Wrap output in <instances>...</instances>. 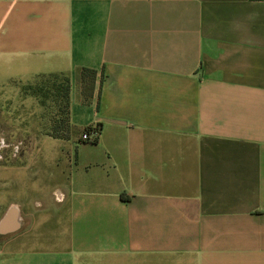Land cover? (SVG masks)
Instances as JSON below:
<instances>
[{"label":"crops","instance_id":"1","mask_svg":"<svg viewBox=\"0 0 264 264\" xmlns=\"http://www.w3.org/2000/svg\"><path fill=\"white\" fill-rule=\"evenodd\" d=\"M50 76L98 141L13 181L0 264H264V0H0V113Z\"/></svg>","mask_w":264,"mask_h":264},{"label":"rangeland","instance_id":"2","mask_svg":"<svg viewBox=\"0 0 264 264\" xmlns=\"http://www.w3.org/2000/svg\"><path fill=\"white\" fill-rule=\"evenodd\" d=\"M64 80L63 77H41L35 84L25 87L21 91L23 97L27 92L29 98L34 99L33 105L30 101L28 106L24 102L18 106L16 89L10 91L7 102H3L0 113V223L13 207V181L31 176V167L34 172L40 166L55 171L61 169L64 146L70 144L72 136L73 144L78 143L81 135L87 132L71 133L70 112L59 91ZM31 112L34 115L29 116ZM11 242L13 232L1 235L3 252Z\"/></svg>","mask_w":264,"mask_h":264},{"label":"trees","instance_id":"3","mask_svg":"<svg viewBox=\"0 0 264 264\" xmlns=\"http://www.w3.org/2000/svg\"><path fill=\"white\" fill-rule=\"evenodd\" d=\"M96 72L89 69H83L82 70V94L86 100H88L93 92L94 89V79H95ZM88 76L91 77L90 81L88 80ZM57 77V76H54ZM59 90L62 94V97L65 100V104L67 106V109L70 107V97H71V82L69 79L65 78L64 84L60 87ZM86 131L90 132L94 129L89 126L85 128ZM98 139L95 140L94 143H97Z\"/></svg>","mask_w":264,"mask_h":264},{"label":"water","instance_id":"4","mask_svg":"<svg viewBox=\"0 0 264 264\" xmlns=\"http://www.w3.org/2000/svg\"><path fill=\"white\" fill-rule=\"evenodd\" d=\"M15 215L16 213L13 212L12 209H10L4 220L0 223V230H4L5 231L4 234H6V231H9L8 233H11L13 232V230H16V228L18 227V224L16 223L15 220Z\"/></svg>","mask_w":264,"mask_h":264},{"label":"built area","instance_id":"5","mask_svg":"<svg viewBox=\"0 0 264 264\" xmlns=\"http://www.w3.org/2000/svg\"><path fill=\"white\" fill-rule=\"evenodd\" d=\"M99 137V132L98 131H90V132H84L81 137L80 141L83 143H94L96 139Z\"/></svg>","mask_w":264,"mask_h":264},{"label":"bare ground","instance_id":"6","mask_svg":"<svg viewBox=\"0 0 264 264\" xmlns=\"http://www.w3.org/2000/svg\"><path fill=\"white\" fill-rule=\"evenodd\" d=\"M12 210H13V207H12ZM1 231V233L2 234H4L5 233V231L4 230H0ZM9 231H6V233H8Z\"/></svg>","mask_w":264,"mask_h":264}]
</instances>
